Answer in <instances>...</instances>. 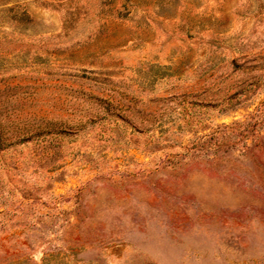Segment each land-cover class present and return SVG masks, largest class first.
<instances>
[{
  "label": "rangeland",
  "instance_id": "rangeland-1",
  "mask_svg": "<svg viewBox=\"0 0 264 264\" xmlns=\"http://www.w3.org/2000/svg\"><path fill=\"white\" fill-rule=\"evenodd\" d=\"M0 264H264V0H0Z\"/></svg>",
  "mask_w": 264,
  "mask_h": 264
}]
</instances>
